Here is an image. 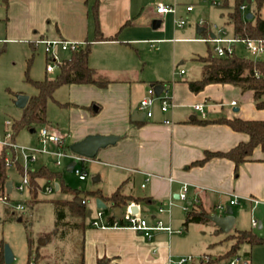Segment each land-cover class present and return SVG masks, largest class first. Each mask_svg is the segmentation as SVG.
<instances>
[{
  "label": "crops",
  "instance_id": "1",
  "mask_svg": "<svg viewBox=\"0 0 264 264\" xmlns=\"http://www.w3.org/2000/svg\"><path fill=\"white\" fill-rule=\"evenodd\" d=\"M96 1L100 30L106 38L114 40L95 41L93 7ZM3 3L6 17L0 18V22L5 24L6 32L5 37H0V44H4V47L8 42H19L29 43L34 49L39 45L44 46L36 43L42 40L74 42L80 47L91 43L89 65L108 79L109 85L106 88L95 85H66L59 88L53 101L59 111L58 122L56 126L48 124L47 127L52 126L49 128L64 136V147L68 143L71 147L88 136L120 137L115 145L101 149L92 160V167L98 175L96 180L101 182L105 177L111 180L112 191L109 195L122 187L125 194L147 199L138 205L139 213L150 214L152 221L148 220L151 225L161 220L173 230L172 233L157 231L148 240L132 229L102 230L88 224L82 237L84 264H98L100 260H109L107 264H176L181 257L192 255L194 246L174 244L176 239H181L175 234L188 231L192 225L203 226H184L188 211L185 207L192 203L226 214V210L219 209V206L227 208L235 200L236 204L231 206L236 217L234 227L241 221L240 229L236 230H248L249 225L242 221L245 215H249L258 218L252 219L251 228L254 229L253 222L256 221L259 230L264 231L263 148L255 149L253 155L239 167L238 175L234 162L226 158H213L203 166H194L204 159L206 152L225 153L250 139L246 133L214 121L221 118L264 121V110L257 109L252 91L244 92L234 85L211 84L200 93L192 92L188 82L202 78L203 64L200 77H195L197 79L184 82L176 79L177 68L174 69L173 64L178 59L179 43H208L214 39H205L201 36L203 31H197L199 39L186 36L189 35L187 30L180 32L179 29L185 25L180 27L177 20L178 0H6ZM159 5L172 6L175 11L158 14L156 8ZM254 10L255 6L251 8V11ZM261 13L264 18V8ZM171 19L175 23V36L162 37L168 31L167 23ZM228 28L232 30L225 19L223 31ZM179 32L180 37L177 36ZM212 34L228 39L227 35ZM231 34L229 40H236L231 45L237 54V43L242 40L234 38L233 30ZM154 43H172V60L165 61V64L157 62L147 72L140 54L145 45ZM68 52L70 55L64 61L71 58L72 51H63L56 46L54 56L45 54L49 61L57 64L59 72L60 62L56 59L60 53ZM205 56L196 55L194 60ZM160 57L158 54L156 59L160 60ZM260 59L264 60V57ZM172 69L174 79L167 81ZM181 71L180 75L187 74V71L184 74ZM46 72L52 73L47 69ZM159 85L168 92L169 109L164 112L161 100L155 99L149 109L142 110L141 102L151 98L149 88ZM198 105L202 106L201 110H196ZM146 111H151L152 117L146 116L144 121L133 120L135 112L142 115ZM37 162L38 159L34 163ZM12 176L18 177V172L10 175L11 182ZM185 185L188 187L187 203L179 198ZM14 186L13 182V191ZM11 194V202L4 204L15 209L16 203L21 200H12ZM103 202L108 206L106 201ZM238 206L240 209L236 215L234 209ZM160 208H164L165 212L160 213ZM234 233L233 228L227 236ZM205 237L201 235V243L208 244ZM207 260L201 259V264L207 263Z\"/></svg>",
  "mask_w": 264,
  "mask_h": 264
},
{
  "label": "rangeland",
  "instance_id": "2",
  "mask_svg": "<svg viewBox=\"0 0 264 264\" xmlns=\"http://www.w3.org/2000/svg\"><path fill=\"white\" fill-rule=\"evenodd\" d=\"M3 1L0 0V18L6 17L4 16L6 10ZM220 2L221 0H178L179 16L177 20L179 22L183 20L186 23L183 29H179L180 32L187 30L189 31V35L186 36L199 39L200 35L197 33L198 28L206 27L208 31L216 33L217 35L220 34L221 36L227 35L226 37L230 39L232 37V30L228 28L227 31H223L226 18L223 16L225 11L220 7ZM188 7L192 8L190 12L187 11ZM4 25V23L0 22V37H5L6 28ZM174 26V20L171 19L167 23L168 31L162 37L174 38ZM180 32L177 34L178 37L181 36ZM5 46L4 44H0V144L9 145L12 134L11 125L23 115V110L16 106L18 96L26 95L32 97L38 94L37 89L27 81V77H30L34 81H42L46 78L54 79L58 74V68L55 62H51L46 58L45 48L42 45L32 49L29 43L8 42ZM217 46L227 47L228 45H218L211 40L208 43L201 41H181L178 47V59L173 64L174 69L177 68L176 79L184 82L186 80L197 79L195 78L196 76L200 77L201 72L199 74V71H201L202 63L199 60H194V58L196 55H207L208 49L214 53V49ZM237 47V55L240 57L251 59L264 57L263 55L257 57L251 55L245 49V45L242 42H238ZM142 51L140 55L142 56L145 70L148 72L152 70V67L157 62L165 64V61L169 62V60H172L173 44H149L145 45ZM158 54L161 55L160 60L159 58L156 59ZM69 55L70 52L60 53L56 61L61 62L64 58H68ZM48 63L54 67L52 73L46 72ZM182 69L187 71L185 76L180 75ZM173 79L174 73L172 69L171 76L167 81H173ZM58 112V107L54 105L53 101H50L48 105L49 125H57ZM45 126L47 125L36 126L35 133H31L25 129L16 136L13 143L16 151V160L22 166H26V156L34 154L38 162H29L27 166L30 170L35 171L41 166H46L50 171L60 173L65 185L73 190H78L85 194L86 192L100 189L104 194L109 195L108 193L112 191L111 180L105 177L101 182L96 181L98 175L95 168L92 167L93 159L74 154L71 151L69 143L65 147L63 145V149H61L51 142H40L39 136ZM58 151L64 152L61 165L56 164V153ZM9 158L11 159V154ZM73 162H76L77 167L86 173L87 179L85 181H81L74 172H68L67 167ZM8 168L10 175L16 172L14 166ZM12 178L15 189L11 194V199L27 201L29 199L28 191L25 189L24 192H20L16 189L18 186L23 185L22 176L18 174V177L14 178L12 176ZM51 185L41 182L43 188L39 194V201L28 207L26 206V210L20 214L18 213L19 215H13L11 210H6L8 207L4 203H0V249L1 242L4 243V246H10L14 254V261L11 264H29V261L32 264H74L79 261L82 249L79 243L81 235L73 232L72 229L66 226L65 223L69 222V220H63L65 225L61 227L57 235L54 234L57 228V211L52 201L57 199L69 200L72 196L59 193L56 189L53 193H50L48 187ZM87 201L88 208L95 214L97 210L95 200L87 199ZM239 207H235L234 209L236 215H238ZM113 210L111 205L108 204L105 212L112 214ZM126 210L124 209V211ZM206 211L210 213V216H223L225 214V212L220 210L214 211L208 209ZM140 215L152 221L150 214L142 212ZM92 218L90 216L87 219V224H90ZM252 219L258 218L255 216L252 218L249 215H245L243 218L242 222L245 225H249L246 228L248 230L252 229ZM240 222L238 221L234 230L240 229ZM64 230L66 231L65 235L62 234ZM252 230L259 236L264 237V231L259 230L258 227ZM201 231H204V233H201ZM201 235L206 236L205 239H207L206 242L208 244L201 243ZM175 236L183 240L176 239L174 244L195 247L192 255L184 256H192L194 258V262L190 264H201V259L206 260L209 258L214 260L212 264H264V245L251 246L244 244L235 255H230L228 260L225 259L224 256L228 253L234 241L226 240L227 234L219 229L211 220L209 223L203 224V226L192 225L188 231H184V233L179 235L175 234ZM29 239L33 241L31 255ZM38 255L40 257L36 261L35 258Z\"/></svg>",
  "mask_w": 264,
  "mask_h": 264
},
{
  "label": "trees",
  "instance_id": "3",
  "mask_svg": "<svg viewBox=\"0 0 264 264\" xmlns=\"http://www.w3.org/2000/svg\"><path fill=\"white\" fill-rule=\"evenodd\" d=\"M6 1V0H4ZM220 7L225 11L226 24L233 30L234 38L237 40L254 39L264 41V18L262 9L264 8V0H221ZM255 6V10H243L242 7L249 8ZM96 36L95 41H108L114 38H106L100 30L98 19V1L93 7ZM252 14L253 18L248 19V14ZM211 31L206 28L201 33L205 39H210ZM92 52L91 43H86L85 46L79 47L72 51L71 58L58 63L59 72L54 79L42 81H34L27 77V81L31 83L38 91V94L30 97L27 106L23 109V115L11 125V143L13 145L16 136L23 130H32L39 125H48V105L50 101H54L56 91L66 85H95L100 88H106L109 85V80L98 74L89 65V59ZM203 64V76L200 80L189 81L188 86L194 93H200L204 88L211 84H230L240 87L242 91H252L257 109L264 110V60L250 59L240 57L237 54L227 57H219L212 53L210 49L205 57L198 59ZM156 84H153L155 86ZM206 123V122H204ZM214 123L226 124L234 131L246 133L249 135L247 143H241L228 152H206L203 160L196 162L194 166H203L213 158H226L234 162L236 175L241 165H243L249 157H251L258 147L264 149V121H246L240 118L226 119L221 118ZM11 154V159L9 158ZM13 163L15 170L20 176H24L23 166L16 160V151L13 146H6L0 153V192L6 193V185L10 181L9 168L7 161ZM29 186L27 188L30 198L27 201L17 202L25 208L39 201V194L42 190L40 181H45L47 184L58 183L59 192L64 195H71L72 198L53 200L56 211V230L55 235L66 224L73 232L81 235L79 241L82 246L79 261L74 264H84L83 253V235L88 227L87 219L88 208L87 199L106 201L114 210H124L130 205L138 206L142 202L147 201L145 198L136 197L125 194L122 187L118 188L109 196H104L100 190L89 191L85 194L78 190H73L66 186L62 175L57 172L50 171L47 167H41L38 170L29 173ZM11 202V200H10ZM185 227L191 224H207L210 222V213L206 211L202 204L192 203L188 206ZM16 209V207H15ZM14 208H8L13 215L21 212ZM18 214V215H19ZM22 220V219H21ZM63 220H69L64 222ZM65 223V224H64ZM65 230L62 232L65 235ZM226 240L234 241L228 253L224 256L228 260L230 255H235L240 247L244 244L251 246L264 245V237L259 236L253 230H235L234 234H229ZM30 255L33 246V241L29 239ZM39 255L35 258L39 260ZM109 260H100L98 264H107ZM213 259L205 264H212ZM0 264H6L4 258V243L1 242L0 249ZM29 264H32L29 261ZM36 264V263H34ZM250 264V263H249Z\"/></svg>",
  "mask_w": 264,
  "mask_h": 264
},
{
  "label": "built area",
  "instance_id": "4",
  "mask_svg": "<svg viewBox=\"0 0 264 264\" xmlns=\"http://www.w3.org/2000/svg\"><path fill=\"white\" fill-rule=\"evenodd\" d=\"M242 9L244 10L245 7H242ZM157 13L158 14H167V13H172L174 12V7L172 6H165V5H159L156 8ZM188 11H191L192 8L188 7L187 8ZM185 21H180L179 26L183 27L185 25ZM213 42L217 43L218 45L221 44H228L227 47L224 46H217L214 49V54L219 56V57H227V56H232L235 54L234 48L231 45L233 42H236V40H229V39H225L222 37H215L214 39H212ZM239 41V40H237ZM242 42L245 44L246 48L251 52V54L254 57H257L259 55H264V41H257L254 39H246V40H242ZM37 44H43L45 46V52L47 54H51L52 56H54L53 54V50L56 46H60L61 49L63 51H74L77 50L80 45L74 42H63L61 40H56V41H38L36 42ZM47 71L48 72H53L54 71V67L52 66V64H49L47 67ZM185 71H181V74H184ZM149 95L151 96V98L149 99H144L141 102V109L142 110H147L149 109L153 103L155 99L161 100V105H162V110L164 112H166L169 109L170 106V97L168 96V92L167 91H163L162 94L158 97L156 96V92H155V88L154 87H150L148 90ZM233 105H235V103H233ZM196 110H201L202 106H196L195 107ZM153 113L151 111H146V116L147 117H152ZM204 114H203V118H204ZM40 142L45 143V142H51L57 146H59L61 149H63V145H64V136H62L57 130L55 129H50L49 127L45 126L40 133L39 136ZM6 146H13L12 144L9 145H4V144H0V153L4 150V148ZM14 147V146H13ZM57 155V165H61V159L64 156V152L63 151H58L56 153ZM26 166H23L24 168V176L22 177V182L23 185L18 186L16 189L17 191L20 192H24L25 189L27 190L28 186H29V171L30 169L28 168V163H34L37 161V157L34 154H31V156H26ZM79 161V159H78ZM77 161V162H78ZM7 167H12L13 163L8 160L7 161ZM73 172L79 177V179L81 181H85L87 179V175L85 172H83V170L79 169L77 167V163L76 166L73 169ZM143 187H145V185H143ZM55 185L52 184L51 186L48 187V191L50 193H53L55 190ZM179 198L181 201L187 203L188 201V187L187 185H185L183 187L182 192L179 194ZM0 203H5L8 204L10 203V195L6 193H1L0 192ZM236 204V201L233 200L230 203V206ZM16 209L19 211H25V207L22 204H17L15 205ZM131 207V206H130ZM128 207L126 211L122 210L121 213L119 215H117L114 210L112 214H107L105 212V209H98L96 210L95 214L93 213L91 216L93 217L91 219L90 225L92 227L98 228V229H102V230H106V229H121V228H127V229H132L135 230L139 233H141L145 238H147L148 240H151L154 236V233L157 231H166L168 233H172V229L171 227H167L164 225V223L159 220L156 221L155 225H151L150 221L144 217H142L140 215V213L138 214H133L131 211V208ZM186 210H188V205L185 207ZM219 209L221 210H226L227 208L225 207H221L219 206ZM160 213H164L165 210L164 208H160L159 209ZM258 223L256 221L253 222V227L257 228ZM194 258L192 256H188V257H183L180 260H178L176 262V264H187L190 262H193ZM207 262H209V259L207 260ZM231 264H236V263H231Z\"/></svg>",
  "mask_w": 264,
  "mask_h": 264
},
{
  "label": "water",
  "instance_id": "5",
  "mask_svg": "<svg viewBox=\"0 0 264 264\" xmlns=\"http://www.w3.org/2000/svg\"><path fill=\"white\" fill-rule=\"evenodd\" d=\"M248 19H252L253 15L250 13L247 16ZM204 31V28H198V33H201ZM212 38H215V35H211ZM164 90V87L162 85L155 87V92L157 96H160L162 91ZM30 100L29 96L26 95H19L16 101V106L20 109H24L28 102ZM136 117H139V119H136ZM146 118V114L140 115L138 112L134 113L133 120L134 121H144ZM36 130L32 129L31 132L34 133ZM120 140V137L118 136H100V135H94V136H88L84 140L75 143L71 146V151L81 157L88 158V159H94L97 157L99 151L101 149L107 148L109 146L115 145ZM76 166V162H73L69 164L67 167L68 172H73L74 167ZM97 181V180H96ZM56 191H59V184H55ZM7 194H11L13 191V182L9 181L6 185ZM96 205L98 209H106V204L98 199L96 200ZM131 211L133 214L139 213V208L136 205H132ZM114 212L119 215L121 213L120 209L114 210ZM92 214V211L90 210L88 212V217H90ZM210 220L214 222L219 229H221L225 234H228L232 231L234 228V224L236 221V218L234 216V212L231 206H228L226 209L225 216L222 215H212L210 216ZM4 258L6 264H11L14 261V254L10 248L9 245L4 246ZM247 264V263H246Z\"/></svg>",
  "mask_w": 264,
  "mask_h": 264
}]
</instances>
